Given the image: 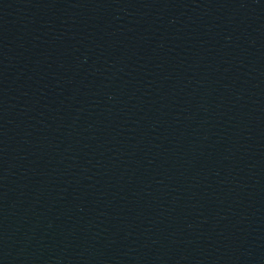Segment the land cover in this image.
I'll use <instances>...</instances> for the list:
<instances>
[{"label": "water", "instance_id": "1", "mask_svg": "<svg viewBox=\"0 0 264 264\" xmlns=\"http://www.w3.org/2000/svg\"><path fill=\"white\" fill-rule=\"evenodd\" d=\"M0 264H264V0H0Z\"/></svg>", "mask_w": 264, "mask_h": 264}]
</instances>
